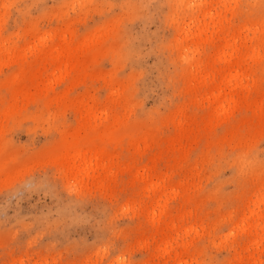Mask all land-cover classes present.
Segmentation results:
<instances>
[{"label": "rangeland", "instance_id": "374dc122", "mask_svg": "<svg viewBox=\"0 0 264 264\" xmlns=\"http://www.w3.org/2000/svg\"><path fill=\"white\" fill-rule=\"evenodd\" d=\"M0 264H264V0H0Z\"/></svg>", "mask_w": 264, "mask_h": 264}]
</instances>
